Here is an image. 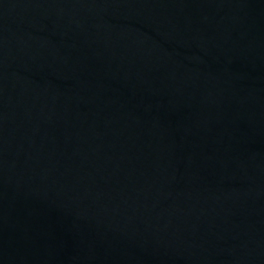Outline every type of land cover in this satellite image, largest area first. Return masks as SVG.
Returning <instances> with one entry per match:
<instances>
[{
  "label": "water",
  "instance_id": "water-1",
  "mask_svg": "<svg viewBox=\"0 0 264 264\" xmlns=\"http://www.w3.org/2000/svg\"><path fill=\"white\" fill-rule=\"evenodd\" d=\"M0 264H264V0H0Z\"/></svg>",
  "mask_w": 264,
  "mask_h": 264
}]
</instances>
